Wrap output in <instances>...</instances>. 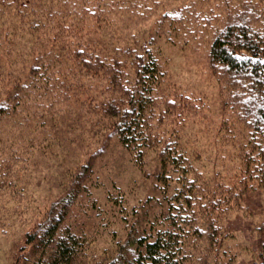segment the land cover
<instances>
[{
    "label": "trees",
    "instance_id": "obj_1",
    "mask_svg": "<svg viewBox=\"0 0 264 264\" xmlns=\"http://www.w3.org/2000/svg\"><path fill=\"white\" fill-rule=\"evenodd\" d=\"M121 1L0 0V141L10 137L14 145L4 157L0 150V189L8 192L18 183L19 171L12 167L16 159L25 165L34 158L36 135L28 133L49 135L64 114L70 123L95 114L100 132L114 134L137 163L147 149L158 150L156 179L163 192L171 180L176 182L160 226L117 242V254L101 264H188L192 242L204 237L207 245H215L220 234L214 222L198 223L196 210L211 218L219 201L212 190H199L188 178L187 152L168 127L176 103L169 99L165 65L139 35L144 18H129ZM154 2L149 3L155 7ZM224 6L226 21L215 28L208 51L212 67L225 76L222 127L229 114L242 123L249 143L243 154L246 167L262 171L264 26L245 6L225 1ZM173 11L162 13L160 21L166 17L168 26L177 25L179 13L171 15ZM8 118L11 124L5 122ZM35 119L34 129L24 126L25 120ZM10 127L16 133L8 131ZM51 138L52 143L38 150L56 144ZM76 172L69 190L25 233L17 261L81 264L83 255L88 256L84 232L67 222L76 198L87 190L81 175L92 171L86 164ZM261 181L264 184V174ZM20 204L14 203V209ZM258 264H264V254Z\"/></svg>",
    "mask_w": 264,
    "mask_h": 264
},
{
    "label": "rangeland",
    "instance_id": "obj_2",
    "mask_svg": "<svg viewBox=\"0 0 264 264\" xmlns=\"http://www.w3.org/2000/svg\"><path fill=\"white\" fill-rule=\"evenodd\" d=\"M224 1L251 9L264 26V0H156L155 7L150 0L146 5L143 0L121 1L129 18H144L139 35L146 37L165 65L169 99L176 103L168 127L172 139L179 136L178 142L187 152L188 178L197 189L212 190L219 201L211 218L196 210V221L202 225L214 222L220 234L215 245H207L204 237L192 242L188 264H258L264 254V170L246 167L243 154L249 143L242 123L229 114L222 127L225 76L217 74L208 59L215 28L228 14ZM168 10H174L171 15L179 13L175 14L179 16L177 25L168 26L166 17L160 21ZM64 116L55 121L57 126L48 130L49 135L37 130L28 133V137L36 135L37 147L47 145L51 137L57 142L43 151L35 147L34 158L25 165L16 159L12 167L19 171L18 183L9 185L13 192H6L3 186L0 189V264H26L17 261L25 233L42 220L51 202L69 190L82 165L88 164L92 172L81 175L87 190L76 198L67 221L88 239L89 254L83 255L81 264H101L112 258L118 252L117 242L151 226L159 227L169 207L176 182L171 180L166 192L162 191L156 179V148L147 149L137 163L114 134L100 132L95 114L72 123L67 122L69 115ZM231 123L233 132L228 128ZM35 124L36 119L24 121L30 130ZM10 128L8 131L16 133ZM10 143V137L0 141L3 157L14 146ZM16 202L21 204L14 209Z\"/></svg>",
    "mask_w": 264,
    "mask_h": 264
}]
</instances>
